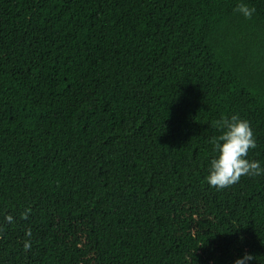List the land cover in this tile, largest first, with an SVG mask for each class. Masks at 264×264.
<instances>
[{
	"label": "trees",
	"instance_id": "obj_1",
	"mask_svg": "<svg viewBox=\"0 0 264 264\" xmlns=\"http://www.w3.org/2000/svg\"><path fill=\"white\" fill-rule=\"evenodd\" d=\"M231 115L264 167V0H0V264H264V175L205 179Z\"/></svg>",
	"mask_w": 264,
	"mask_h": 264
},
{
	"label": "clouds",
	"instance_id": "obj_2",
	"mask_svg": "<svg viewBox=\"0 0 264 264\" xmlns=\"http://www.w3.org/2000/svg\"><path fill=\"white\" fill-rule=\"evenodd\" d=\"M234 11L241 13L246 19H251L255 8L245 3H240ZM213 127L219 131V135L211 139L214 157L209 161L208 175L206 181L209 186L218 190L226 189L238 183L244 176H262L264 167L258 160H249L248 153L257 147L255 134L250 123L238 115L221 116L220 119L212 122ZM30 209H26L21 217L27 219ZM12 222L11 216L7 217ZM28 237L24 242V250L31 248V229H26ZM254 257L245 253L237 258L234 264H247Z\"/></svg>",
	"mask_w": 264,
	"mask_h": 264
}]
</instances>
